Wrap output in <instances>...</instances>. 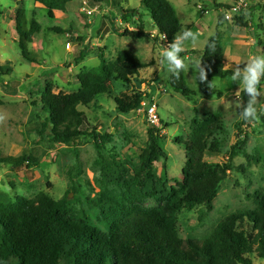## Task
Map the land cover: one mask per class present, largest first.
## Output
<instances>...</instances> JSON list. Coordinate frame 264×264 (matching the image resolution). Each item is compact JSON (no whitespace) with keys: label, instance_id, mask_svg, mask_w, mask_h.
<instances>
[{"label":"rangeland","instance_id":"1","mask_svg":"<svg viewBox=\"0 0 264 264\" xmlns=\"http://www.w3.org/2000/svg\"><path fill=\"white\" fill-rule=\"evenodd\" d=\"M140 1L70 0L63 12L55 11L49 18L44 7L33 0H0V158L29 155L33 159L21 167L0 162V198L32 200L40 193L54 201L67 198L74 215L86 214L96 224L101 197L115 193L112 187L100 182L97 151L88 143L69 147L42 139L39 131L44 114L36 102L40 92L47 88L54 94L76 92L77 76L99 66L100 51L109 62L127 53L146 65L140 77L149 86L142 85L141 91L150 89V100L156 105L162 124L160 146L167 155L165 161L155 165V171L169 187L180 184L185 162L184 142L195 116L203 119L214 113L222 115V151L206 153L204 161L212 169L227 162V152L237 140L236 125L241 121L238 112L243 109L238 103L245 104L242 84L239 86L231 77L213 79L209 84L211 95L206 99L203 81L190 68L183 71V76L194 95L187 100L174 92L168 85L172 74L160 64L161 50L167 45L153 28ZM168 2L182 31L189 29L198 34L197 41L186 42L181 53L186 63L199 60L198 54L216 32L221 37L225 67L232 71L235 67L243 68L251 56L264 54V0H251L243 9L240 21L238 13L228 12L236 0ZM121 10H136L138 15L133 20L139 22L123 20ZM17 16L24 22L26 31L32 20L40 28L27 44L29 59L22 56L19 48ZM140 24L144 39L124 38L113 32L114 27L136 31ZM215 82L219 83L213 87ZM127 88L119 81L111 82L110 95L99 96L87 109L80 110L86 116L88 130L111 136L106 151L119 162L136 166L140 150L148 140V120L144 107L127 116L115 111L113 99ZM255 106L256 122L242 131L243 150L250 158L237 155L232 159L209 213L202 215L203 206L177 213L176 226L181 239L203 240L228 214L254 208L253 196L264 190V85ZM154 205L150 201L145 203L146 207ZM251 259L253 264H264L255 255Z\"/></svg>","mask_w":264,"mask_h":264},{"label":"trees","instance_id":"2","mask_svg":"<svg viewBox=\"0 0 264 264\" xmlns=\"http://www.w3.org/2000/svg\"><path fill=\"white\" fill-rule=\"evenodd\" d=\"M33 1L42 5L52 18L53 12H63L70 0ZM140 6L147 12L165 45L181 33L182 27L168 0H141ZM242 12L237 16L239 21ZM120 14L123 20L139 22L133 20L138 15L136 10H121ZM23 26L24 22L17 16L19 48L22 56L29 59L27 44L40 28L34 20L28 31ZM142 30L140 24L136 31L114 27L113 32L124 38L144 39ZM98 57L100 63L96 69L77 76L79 89L76 92L54 94L48 88L40 92L36 105L40 106L44 116L39 136L69 147L94 145L100 182L105 187H112L115 193L101 197L96 224L86 214L74 215L67 198L54 201L44 193L32 200L1 197L0 264H253V255L264 262V190L253 196L252 210L228 214L203 240L181 239L176 226L177 213L183 209L203 206L202 215L212 210V202L227 177L232 159L237 155L250 158L243 150L245 136L242 131L252 127L256 120L237 123V140L227 152V162L212 169L204 156L222 151L223 117L219 113L203 119L195 116L190 121L189 137L184 142L185 162L180 184L169 187L155 171V165L167 159L160 146L162 128L147 123L148 140L140 150L136 166L119 162L106 151V145L111 141L109 134L101 135L87 129L86 116L80 108L87 109L97 97L110 95L111 82L119 81L129 87L113 99L118 114L127 116L139 111L144 107L143 101L147 106L152 104L150 89L141 91L142 85L149 86L140 77V71L146 65L127 53L119 54L110 62L103 51ZM198 61L206 74L203 96L208 99L211 81L231 77L233 72L225 67L218 32L210 37ZM5 72L9 70L5 69ZM168 85L187 100L194 95L185 84L183 72L178 76L170 75ZM217 95L221 93L217 92ZM241 95L246 106L250 97L243 91ZM31 160L29 155L0 158V162L13 167H21ZM148 201L155 205L146 207Z\"/></svg>","mask_w":264,"mask_h":264},{"label":"clouds","instance_id":"3","mask_svg":"<svg viewBox=\"0 0 264 264\" xmlns=\"http://www.w3.org/2000/svg\"><path fill=\"white\" fill-rule=\"evenodd\" d=\"M198 34L189 29H184L175 39L167 46L163 47L160 53V64L165 67V71L172 75L178 76L181 72L192 68L194 72L199 74L201 81L206 79V74L200 68V62L186 63L181 53L185 51L186 42L195 43ZM195 75V74H194ZM196 77V75H195ZM231 79L237 82L239 86L242 84L243 93L250 98L246 106L238 103L242 107L239 111V117L243 121H251L258 118L256 102L260 96L261 81L264 80V54L251 56L243 68L235 67L232 72ZM219 82L213 83L215 87ZM239 92V91H238ZM239 98V96L237 95Z\"/></svg>","mask_w":264,"mask_h":264},{"label":"built area","instance_id":"4","mask_svg":"<svg viewBox=\"0 0 264 264\" xmlns=\"http://www.w3.org/2000/svg\"><path fill=\"white\" fill-rule=\"evenodd\" d=\"M250 2L251 0H236V2L234 3V6H232V8H230L228 12L232 14H237V13L239 14L241 11H243V9H245L248 6ZM225 18L229 20L228 14H225ZM143 106L147 107L145 111H146L148 123L159 128L160 119L157 114L156 105L152 103L151 105L147 106L146 101H145L143 103Z\"/></svg>","mask_w":264,"mask_h":264},{"label":"crops","instance_id":"5","mask_svg":"<svg viewBox=\"0 0 264 264\" xmlns=\"http://www.w3.org/2000/svg\"><path fill=\"white\" fill-rule=\"evenodd\" d=\"M224 54V53H223ZM199 55V54H198ZM225 60V59H224Z\"/></svg>","mask_w":264,"mask_h":264}]
</instances>
